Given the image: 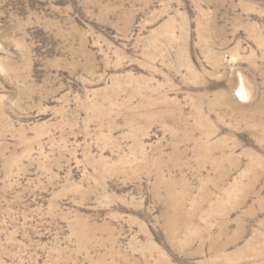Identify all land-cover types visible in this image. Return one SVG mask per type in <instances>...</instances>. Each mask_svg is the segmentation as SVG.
Here are the masks:
<instances>
[{"label": "rangeland", "instance_id": "obj_1", "mask_svg": "<svg viewBox=\"0 0 264 264\" xmlns=\"http://www.w3.org/2000/svg\"><path fill=\"white\" fill-rule=\"evenodd\" d=\"M0 264H264V0H0Z\"/></svg>", "mask_w": 264, "mask_h": 264}]
</instances>
